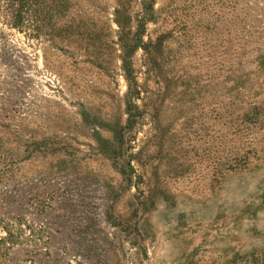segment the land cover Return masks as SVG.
<instances>
[{"label": "rangeland", "instance_id": "rangeland-1", "mask_svg": "<svg viewBox=\"0 0 264 264\" xmlns=\"http://www.w3.org/2000/svg\"><path fill=\"white\" fill-rule=\"evenodd\" d=\"M0 120V264H264V0H0Z\"/></svg>", "mask_w": 264, "mask_h": 264}, {"label": "trees", "instance_id": "trees-1", "mask_svg": "<svg viewBox=\"0 0 264 264\" xmlns=\"http://www.w3.org/2000/svg\"><path fill=\"white\" fill-rule=\"evenodd\" d=\"M13 2L16 5H29V3L31 2V0H13ZM11 4V3H10ZM16 18L18 16H15ZM6 120V118H4ZM13 121V119H11V122ZM3 120H0V164H2L1 168H0V181L3 180L7 174L12 172L13 167L16 165L14 162L11 161V159H4L5 155L7 154L6 151L4 150L6 146L5 144L8 142V137L9 135H5L4 131L5 129H7L9 127V125H4L3 124ZM8 134V132H6ZM11 238V236H10Z\"/></svg>", "mask_w": 264, "mask_h": 264}]
</instances>
